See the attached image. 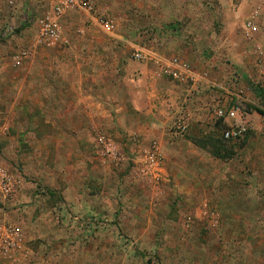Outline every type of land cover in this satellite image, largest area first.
Instances as JSON below:
<instances>
[{
	"label": "rangeland",
	"instance_id": "rangeland-1",
	"mask_svg": "<svg viewBox=\"0 0 264 264\" xmlns=\"http://www.w3.org/2000/svg\"><path fill=\"white\" fill-rule=\"evenodd\" d=\"M94 4L96 15L61 19L65 45L57 49L37 44L42 4L0 5V167L19 183L14 199L0 201V223L25 236L31 253L21 264L50 244L66 264H264V0ZM252 15L257 31L248 34ZM135 49L178 58L210 84L157 78L132 60ZM70 77L86 80L94 105L106 103L109 86L116 99L134 91L151 121L99 117L86 141L66 142L45 120L65 115ZM220 106L237 107L238 116L215 118ZM230 126L243 130L239 139H223ZM150 142L163 156L156 179L139 175ZM107 146L114 156L103 154ZM69 147L79 152L66 157Z\"/></svg>",
	"mask_w": 264,
	"mask_h": 264
},
{
	"label": "built area",
	"instance_id": "built-area-1",
	"mask_svg": "<svg viewBox=\"0 0 264 264\" xmlns=\"http://www.w3.org/2000/svg\"><path fill=\"white\" fill-rule=\"evenodd\" d=\"M17 0H0V5L13 8ZM42 4L45 11L38 21L37 44L54 49L60 44L63 37L60 25L61 19L69 13L81 12L86 15H96L94 0H32ZM255 16L252 15L245 23L246 32L257 31ZM99 27L110 34L111 25L106 19L99 17ZM264 32V30H263ZM132 60L138 63L151 65L157 78L187 85L195 88L199 83L210 84L206 73H197L184 61L178 58H166L149 50L135 49ZM239 109L235 106H220L214 109L215 118L223 121L233 120L238 116ZM242 129L230 126L223 132V139L235 141L240 138ZM175 132L182 136L186 132L184 122H178ZM106 157L114 156L111 146L103 148ZM142 162L139 164V175L144 178L156 179L162 169L163 156L156 142H150L141 153ZM19 193V183L2 167H0V201L7 202L14 199ZM30 249L22 231L12 223H0V259L3 264H21L24 258L30 255Z\"/></svg>",
	"mask_w": 264,
	"mask_h": 264
},
{
	"label": "crops",
	"instance_id": "crops-1",
	"mask_svg": "<svg viewBox=\"0 0 264 264\" xmlns=\"http://www.w3.org/2000/svg\"><path fill=\"white\" fill-rule=\"evenodd\" d=\"M65 45V40L62 37L60 44L54 49H57L61 46ZM75 78V77H74ZM76 79V78H75ZM152 79V78H151ZM154 82H161L157 78H153ZM86 80H83V78L80 77V79H76L75 82L72 81V77L68 80V88L66 95L63 97L65 100L64 108L66 109V113L64 116H57L55 118H49L48 122L45 120V124L50 125L51 129L58 131L59 136H62L63 139L66 142H75V141H86L88 139V127L92 124H99L100 122L103 123L102 120L99 119V117H105V118H111L116 119L118 125H122V123L127 124H133L135 123V119L139 116L145 117L143 119V122L140 121L139 123L145 124L146 122H150L151 119L149 118V115L152 113V110H139L137 109L135 105V98H134V91H132V94L128 92V94L124 95L122 99L114 98L113 95L108 96L112 91H114V86H109L107 89L109 90V93H107V97H105L106 103L99 100V97L95 100V104L90 103L89 97H88V91H92V89L88 88V83L85 82ZM92 81V79H91ZM166 85V84H165ZM102 82L100 81L97 87V90H99L101 93L105 92V86H102ZM92 101V100H91ZM77 104L80 107V110H77ZM95 107L96 111L92 112V108L90 111V107ZM106 106V107H105ZM67 111H70L67 112ZM78 113V115L75 114ZM142 111V112H141ZM136 112H141V114L137 115ZM94 115L99 119H96V122H93L90 115ZM144 115V116H143ZM77 117V118H76ZM141 118V117H140ZM41 119V118H40ZM33 124H35V119L33 120ZM64 125V129L61 130L58 128V125ZM34 135L37 136L40 141L42 140V136L38 134L37 131L34 129ZM59 137L54 136L53 139H51L52 142L56 141V139ZM148 138V137H147ZM145 138V141H147ZM68 146V144H67ZM60 148L58 144H56V148ZM163 155L165 159L167 158V151L168 148L166 145L161 146ZM55 150V149H54ZM64 155L66 157H71L74 155V153H78L79 150L72 149L69 147V149H64ZM80 151H84V148H81ZM81 156H84L83 153ZM168 159V158H167ZM37 235V236H36ZM40 233L36 232V234H32V237H40ZM30 239V238H29ZM57 247V245L50 244L49 250L45 249L44 246H40V248L37 250H32L33 255H31V260L28 264H66L62 260L63 255L53 248Z\"/></svg>",
	"mask_w": 264,
	"mask_h": 264
}]
</instances>
